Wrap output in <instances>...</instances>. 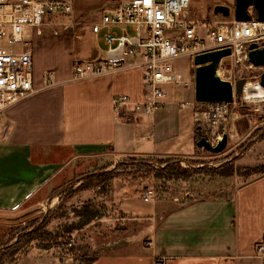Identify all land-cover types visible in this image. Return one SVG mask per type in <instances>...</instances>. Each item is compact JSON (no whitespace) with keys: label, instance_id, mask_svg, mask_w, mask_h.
<instances>
[{"label":"crops","instance_id":"1","mask_svg":"<svg viewBox=\"0 0 264 264\" xmlns=\"http://www.w3.org/2000/svg\"><path fill=\"white\" fill-rule=\"evenodd\" d=\"M34 36L39 35L33 32L30 43ZM84 37L92 44L90 52L74 59L67 49L63 74L48 69L33 76L34 93L0 115V221H11L3 213L51 209L61 186L105 173L126 157L199 159L195 135L205 122L192 98L184 101L165 90L164 104L151 115L126 122L112 111L111 99L126 95L141 101V69L71 80L75 60L105 57L100 36L88 27ZM258 149L264 151V141H254L249 153ZM88 168L93 171L85 175ZM230 173L224 176L238 175ZM138 188V182L112 179L111 189L94 200L102 205V215L71 234L83 233V250L73 249L72 240L59 254L27 245L13 264H78L80 257L92 259L89 264H155L157 259L165 264H264L255 255L256 245L264 242V173L223 198L144 201ZM14 242L16 238L7 241L0 252Z\"/></svg>","mask_w":264,"mask_h":264},{"label":"built area","instance_id":"2","mask_svg":"<svg viewBox=\"0 0 264 264\" xmlns=\"http://www.w3.org/2000/svg\"><path fill=\"white\" fill-rule=\"evenodd\" d=\"M193 1L131 0L104 10L89 29L94 36L101 37L105 57L75 60L71 80L103 77L128 68L141 69L142 100L131 101L126 95L111 99L112 111L126 122L135 116H149L164 104V87L194 88V77L188 80L174 67V61L180 57H187L195 69V56L228 49L230 55L220 60L216 73L223 65L228 82L233 85L241 73L253 68L247 59L248 46L264 47V22L257 20L252 6L247 9L249 21L236 22L234 0L230 3L211 0L208 16L199 19L191 8ZM216 5L228 7L230 16L214 14ZM71 12L72 7L64 0H0V115L34 93L33 54L28 47L32 33L41 35L40 27L46 16ZM116 28L120 29L119 33ZM52 34L57 36L58 32L53 30ZM247 83L245 80L241 95L233 94L231 102L205 103L199 114L209 128L218 130L223 126L229 107L236 100L253 104L264 112V97L249 99L247 94L252 90L246 88ZM250 84L264 90L258 79ZM219 140L217 137L216 141ZM152 198V190L142 194L144 201ZM255 255L264 262V242L256 245ZM155 264H165V261L157 259Z\"/></svg>","mask_w":264,"mask_h":264},{"label":"rangeland","instance_id":"3","mask_svg":"<svg viewBox=\"0 0 264 264\" xmlns=\"http://www.w3.org/2000/svg\"><path fill=\"white\" fill-rule=\"evenodd\" d=\"M127 1L131 0H64L72 7V12L68 15L46 16L40 27L41 35L34 36L33 43L28 46L33 53V76H41L43 71L48 69H56L58 73L63 74L69 61L65 56L66 50L73 51L74 59L84 57V55L78 56V54L88 53L92 48L91 42L85 37L83 38V34L87 33V28L99 20L104 10ZM222 1L230 3L233 0ZM211 3V0H194L191 8L197 13L199 19H202L208 16V7ZM53 30L58 32L57 36L52 34ZM174 67L186 79L191 80L194 77V68L187 57L176 59ZM263 71V68L253 67L241 73L239 79L254 82L259 80ZM216 76L223 81H229V76L223 65L217 69ZM165 90L172 91L173 95L177 97H183L184 101L191 98L194 100L193 89L164 87ZM192 100L186 103L187 108L191 106ZM205 106V103H196L195 109L200 112ZM200 124L202 127L196 134L197 141L204 138L212 146H215L217 137L221 139L223 135L227 136V145L222 152L214 154L204 148H199L196 153L198 160L173 157H126L105 173L92 177H81V183L70 181L61 186L55 192L57 193L56 204L51 209L40 206L39 209L34 207L1 214L6 216L5 218H10L11 221H0V247H3L11 239H17L23 234L24 228L27 229L24 233L30 231L28 226L32 224V221H35L36 234L32 236L34 241L29 244L31 247L59 254L63 250L62 245L72 240L76 244L75 247L72 246L73 249L83 250V245H81V241L84 239L83 233L76 232L73 236L71 234L74 230L83 228L86 223L102 215L103 208L99 207L102 205H97L94 200L98 196L105 195L111 189L114 177L126 178L130 183L138 182V190L141 193H144L145 190H152L155 200L181 202L188 198L228 197L235 187L237 188L264 173V164L257 165L261 162L258 161L259 159L264 160V151L261 152L258 149V151L254 150L249 153V148L254 141H264V112L257 109V106L236 100V104L229 107L226 121L218 130H213L206 124ZM245 154L247 155L244 158ZM219 166L221 168L225 166L224 170L219 172L214 169ZM234 170L238 175L224 176L230 171L233 173ZM85 171V175H87L93 170L88 168ZM87 190L91 195L89 193L85 196L80 195ZM96 206L99 208H95ZM52 219L55 221L48 228L47 224ZM16 235L18 237H15ZM57 246H59V250ZM26 250L24 249L20 253L24 254ZM14 259L15 256L9 254L0 264H13Z\"/></svg>","mask_w":264,"mask_h":264},{"label":"water","instance_id":"4","mask_svg":"<svg viewBox=\"0 0 264 264\" xmlns=\"http://www.w3.org/2000/svg\"><path fill=\"white\" fill-rule=\"evenodd\" d=\"M253 7L257 20L264 22V0H234L233 17L236 22H247L249 16L247 9ZM214 14H221L224 17L230 16V10L226 6L216 5L213 9ZM248 63L255 68L264 69V47L258 48L255 44L248 46ZM230 55L228 49L214 51L195 56L194 69V100L196 103L212 102H231L233 94L241 95L245 79H239L232 85L228 81H223L216 76V68L220 60ZM259 86L264 89V71L259 78ZM227 145V136L212 146L206 139L201 138L196 142V146L204 148L214 154L222 152Z\"/></svg>","mask_w":264,"mask_h":264},{"label":"trees","instance_id":"5","mask_svg":"<svg viewBox=\"0 0 264 264\" xmlns=\"http://www.w3.org/2000/svg\"><path fill=\"white\" fill-rule=\"evenodd\" d=\"M197 135H195V142H197ZM35 221H32V224H30L28 227H30V231L24 233L26 230L24 228V232L22 235H20L17 239H16V242H14L11 246H6L7 248L0 252V262H3L5 261V259L7 258V256L9 254L15 256L17 254H19L20 252H22L27 245L31 244L33 241H34V238H32V236L34 234H36V230H35ZM23 230V229H21ZM69 253H73V249L70 248V250H68ZM78 264H89L92 259H86V258H83V257H80L78 259H75ZM15 261V259L13 260V262Z\"/></svg>","mask_w":264,"mask_h":264},{"label":"bare ground","instance_id":"6","mask_svg":"<svg viewBox=\"0 0 264 264\" xmlns=\"http://www.w3.org/2000/svg\"><path fill=\"white\" fill-rule=\"evenodd\" d=\"M246 88H250V90H252V92H249L248 98L249 99H258V98H263L264 97V90H260L259 88H257V86L254 84H250V82L247 83ZM214 146V145H213Z\"/></svg>","mask_w":264,"mask_h":264}]
</instances>
